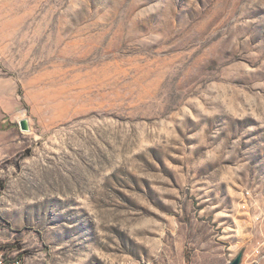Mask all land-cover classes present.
Listing matches in <instances>:
<instances>
[{"label": "rangeland", "instance_id": "obj_1", "mask_svg": "<svg viewBox=\"0 0 264 264\" xmlns=\"http://www.w3.org/2000/svg\"><path fill=\"white\" fill-rule=\"evenodd\" d=\"M0 67L31 126L0 159L10 258L228 264L264 240V0H0Z\"/></svg>", "mask_w": 264, "mask_h": 264}, {"label": "crops", "instance_id": "obj_2", "mask_svg": "<svg viewBox=\"0 0 264 264\" xmlns=\"http://www.w3.org/2000/svg\"><path fill=\"white\" fill-rule=\"evenodd\" d=\"M24 106L20 94V78L0 67V159L14 154L23 142L19 126ZM14 239L7 229H0V243ZM10 252L9 255L14 254Z\"/></svg>", "mask_w": 264, "mask_h": 264}, {"label": "built area", "instance_id": "obj_3", "mask_svg": "<svg viewBox=\"0 0 264 264\" xmlns=\"http://www.w3.org/2000/svg\"><path fill=\"white\" fill-rule=\"evenodd\" d=\"M1 246L0 243V264H21L20 259L10 258ZM242 259L247 264H264V240L257 244L246 258L242 256Z\"/></svg>", "mask_w": 264, "mask_h": 264}, {"label": "water", "instance_id": "obj_4", "mask_svg": "<svg viewBox=\"0 0 264 264\" xmlns=\"http://www.w3.org/2000/svg\"><path fill=\"white\" fill-rule=\"evenodd\" d=\"M20 128L23 131H28L31 129L30 121L28 118H23L19 122ZM242 261V254L237 255L233 260H231L228 264H241Z\"/></svg>", "mask_w": 264, "mask_h": 264}]
</instances>
